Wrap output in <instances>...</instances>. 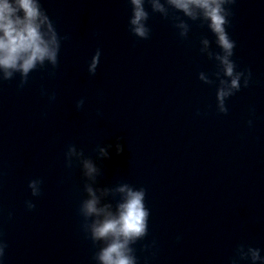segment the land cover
Wrapping results in <instances>:
<instances>
[{
	"label": "clouds",
	"instance_id": "obj_1",
	"mask_svg": "<svg viewBox=\"0 0 264 264\" xmlns=\"http://www.w3.org/2000/svg\"><path fill=\"white\" fill-rule=\"evenodd\" d=\"M130 7L128 31L138 40L151 38L149 20L159 15L175 30L182 41L190 39L193 25L206 29L208 35L199 37L198 52L213 65L211 71H199L197 78L203 84L215 88V110L227 115V101L248 88L252 83V70L240 68L233 59L236 41L229 28L234 16L237 0H126ZM146 5L148 7H146ZM150 9V10H149ZM98 35V33H94ZM68 33L58 31L54 20L43 7L42 0H0V86L6 82H16L17 90L29 83L31 74L46 72L55 78L60 64L62 44L70 40ZM213 44L215 47H213ZM102 51L97 48L87 64V72L95 76ZM41 95L48 101L56 100L55 91L41 88ZM85 105V98L75 102L79 111ZM249 128L254 126L255 108L249 109ZM202 113L198 109L196 115ZM102 113L97 111V116ZM112 144L99 145L93 149L95 159L86 155L76 144H68L64 151V166L71 169L78 165L83 177L82 196L77 207L80 230L94 249L93 264H140L136 245L149 235L150 209L146 205L147 190L121 181L111 186H99L103 170L97 161L110 158ZM116 154L123 151L122 145L115 144ZM43 179L30 178L27 188L31 198L23 204L27 211H34L36 203L32 198L43 194ZM114 201V203H113ZM12 212L8 219H12ZM181 237L177 236V241ZM8 242L0 230V261H3ZM144 253V264L158 252V243L153 238L140 247ZM261 248L252 244H238L227 264H264Z\"/></svg>",
	"mask_w": 264,
	"mask_h": 264
}]
</instances>
